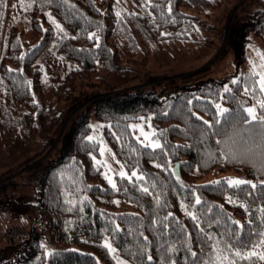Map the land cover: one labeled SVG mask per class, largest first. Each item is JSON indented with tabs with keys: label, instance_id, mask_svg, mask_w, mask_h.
<instances>
[{
	"label": "trees",
	"instance_id": "1",
	"mask_svg": "<svg viewBox=\"0 0 264 264\" xmlns=\"http://www.w3.org/2000/svg\"><path fill=\"white\" fill-rule=\"evenodd\" d=\"M132 1L141 8L133 20L152 38L199 34L200 22L207 27L204 17L212 13L202 12L192 0ZM219 1L227 6L234 3L223 9V35L227 37L228 29L229 35L221 56L233 50L245 51L252 38L264 46V0ZM210 3L213 10L214 4ZM153 5L158 7L154 9ZM27 6L31 9V25L41 39L31 45L19 37V27L11 25L0 55V79L22 111L28 135L44 142L35 153L14 159L0 171V205L2 196L5 202L12 201L8 185H39L35 197L40 234L55 247L47 252V243L25 234L19 242L0 245V264H118L114 253L105 246V239L117 254L133 264H192L189 252L202 251L204 264H209L210 258L212 264H237L225 250L221 242L225 236L221 234L230 236L231 230L241 226L237 235L242 240L233 243L248 247L242 250L247 258L239 259L238 264L261 263L264 189L258 187L245 198L234 194L238 192L235 187L217 185L218 181L226 183V178L198 180L211 171L236 170L258 181L255 184L264 185V124L260 123L264 117L242 123L245 117L251 120L247 106L257 101L261 91H236L238 86L232 84V76L213 79L212 90L191 89L193 81L204 75L199 72L172 79L152 75L158 81L134 89L87 95L82 84L93 82L98 63L108 74L129 80L142 73L137 67L147 62L150 49L139 46L136 55L143 54L142 58L121 52L117 35L121 15H117L114 0H29ZM47 49L75 61L53 85L54 96L68 103L61 110L48 103L44 95L39 57ZM241 78L243 84L252 85L259 82V73L250 65L236 79ZM226 81L232 89L228 94L224 92ZM179 82H187L186 90L170 92L169 87ZM258 104L260 109L264 107ZM220 107H225L228 114L220 116ZM150 113L163 141L159 149H145L130 126L131 120ZM91 115L105 122V139L126 168L137 170L143 180H128L129 176L122 180L117 176V187L112 188L94 160L100 143L88 140ZM216 120L220 122L214 123ZM204 121L214 127L209 129ZM177 164L179 173L175 172ZM145 187L147 193L143 191ZM196 197L201 199V205L195 204ZM119 201L132 208L123 207ZM201 208L212 209L219 223L209 228L200 218ZM189 212L198 217L197 221ZM197 224L199 228L194 227ZM31 229L35 230L34 222ZM199 229L210 238V249L198 243L203 239Z\"/></svg>",
	"mask_w": 264,
	"mask_h": 264
},
{
	"label": "rangeland",
	"instance_id": "2",
	"mask_svg": "<svg viewBox=\"0 0 264 264\" xmlns=\"http://www.w3.org/2000/svg\"><path fill=\"white\" fill-rule=\"evenodd\" d=\"M192 1L199 10H203L202 12H212L210 17H204L208 23L207 27L200 22V35L191 34L187 38L172 36L152 38L141 28L136 19L135 21L133 20L136 14L141 11L140 6L132 0H114L115 10L121 15L117 33L120 40L121 52L127 56L142 58L145 56L143 54L136 55V51L139 46L147 45L146 47L150 49V55L147 58V62L137 67L142 73L134 78H129V80L108 74L101 68V64L98 63L96 67L97 71H95L92 77L93 82H85L82 84V89H85L86 94L92 95L99 92L103 94L113 93L124 89H134L143 84L158 81V79L151 78L150 76L152 75H160L164 78L172 79L199 72L204 75L193 81L191 89L206 87L208 90H212L213 79L220 80L225 76H232L236 79L250 65L259 73L260 81L264 77V46L262 43L252 38L247 44L245 51L239 52L238 50H233L221 56L229 35L228 29L227 37L224 38V26L222 22L224 21V16H222L224 15L223 9L227 6V3L223 4L219 0H211L214 4L212 10L210 0ZM20 3L21 0H3L5 6L0 8V14L3 16L0 19V55L5 50L7 35L11 25H17L19 27V37L27 40L31 45L36 44L41 39L40 33L31 25V9L29 7L22 8ZM23 3L27 6L29 0H23ZM240 3L241 1L236 4L234 14L238 10ZM233 5L234 3L232 2L227 7ZM52 19L54 20L53 17ZM43 25L45 26L44 22ZM39 62L43 70L42 83L46 101L53 104L58 110H61L68 103L60 101L54 96V86L60 82L66 71L75 65V61L66 58L53 49H47L40 55ZM186 84L187 82H179L177 85H171L169 91L186 90ZM110 87L112 89H108ZM117 87L122 88L116 89ZM225 87H227V81L224 83ZM258 102L264 106V91H261L257 95L256 102L247 106V108L250 107L253 109L250 115L255 118L264 117V111L259 108ZM223 109L225 107H220V110ZM72 115L73 113L70 117ZM151 116L152 113L144 115L139 119H133L130 121V126L132 129H137L133 133L142 143L153 142L162 145L163 141L156 133ZM90 121L92 129L88 137L91 136L100 143V152L94 156V160L101 166L104 177H110L117 185V176H119L121 171L125 173V176H131L132 171L126 168L105 139L103 132L105 122L98 120L94 115H91ZM141 128L143 129V133L139 131ZM60 135L61 133L57 136L51 149L57 143ZM43 142L44 139L40 137L31 138L28 135L27 128L23 122L22 111L16 107L10 95L9 88L0 79V171L6 168L14 159L19 157L23 158L35 153V151L40 149ZM133 171L137 173V177L142 176L137 170ZM221 178H226L227 180L239 179L253 184L258 182L245 172L236 170L211 171L198 180L200 182H207ZM37 187L39 185L36 187L29 185L18 188L11 186V184L8 185L9 198L12 201L5 202L6 197L2 196L3 203L6 205L4 206L3 203L0 205V229L4 230L16 227L24 231L23 235L33 234L36 239L47 243V240L40 234V213L36 206L37 198L35 197ZM15 201H27L30 204H21ZM119 203L123 207L132 208V205L129 203H123L121 201ZM32 222L35 224L34 231L31 229ZM22 236L11 239L10 241H4L0 245L13 241L19 242ZM104 242L110 246L109 248L114 253L118 264H133L125 257L117 254L113 244L108 239H105ZM46 245L47 252L55 247L49 243ZM74 247L76 246L74 245ZM14 252V249L11 248L12 256ZM259 264H264V260Z\"/></svg>",
	"mask_w": 264,
	"mask_h": 264
},
{
	"label": "snow or ice",
	"instance_id": "3",
	"mask_svg": "<svg viewBox=\"0 0 264 264\" xmlns=\"http://www.w3.org/2000/svg\"><path fill=\"white\" fill-rule=\"evenodd\" d=\"M5 5L3 4V0H0V8L4 7ZM20 6L22 8H26L28 6H26L23 3V0H21ZM13 7H15V5H13ZM156 7H158V5H153V8L155 9ZM169 11L171 12V9H169ZM117 15H119V13H117ZM3 16L2 14H0V19H2ZM93 37L90 36L89 39H92ZM243 78L241 79H235L233 78L232 80V84L238 86L235 90L236 91H248L249 89H252L253 91L255 90H260V91H264V77L261 78V80L259 82L254 81L252 85H248V84H243ZM232 91V89L230 87H225L224 88V92L226 94L230 93ZM217 107H219V105H217ZM247 113L251 114L253 109L252 108H247ZM262 111H264V107H262ZM220 116H225L228 114V110L223 109L220 110ZM143 119V118H142ZM256 118L253 116L251 118V120L248 119V117H245V120L242 121V123H252L253 121H255ZM219 120H216L214 123H219ZM204 124L207 125V127L210 129L212 127H214V124H209L207 121L203 122ZM261 124H264V121H260ZM137 129H132V131H136ZM139 131L141 133H143V129H139ZM93 138L91 136L88 137V140L91 141ZM145 139H147V137H145ZM143 147L145 149H159L161 147V145L159 143H153V142H149V143H144ZM136 151H139V149H136ZM134 166V165H133ZM123 167V166H122ZM157 167H160V165H157ZM120 178L123 180L125 178V173L123 171H121L119 173ZM133 177H136L139 180H143V177H137V173L135 171L131 172V176L128 177V180H131ZM108 180V183L112 186V188H116L117 185L113 182V180L110 177H106ZM217 185L221 186V187H235L238 189V192L234 193L236 195H244L245 198H248L249 196H251L252 194H254V191L259 187L260 189H264V185H257V184H251L249 185L246 181L244 180H228L226 183L223 181H218L216 182ZM155 186V185H154ZM245 187H247L248 192L245 193ZM144 193L148 192V188L145 187L143 189ZM254 203V202H253ZM195 204L196 205H201L202 201L199 197L195 198ZM170 215V214H169ZM189 215L191 216V219L193 221H197L198 217L196 215H193L191 212H189ZM200 218L203 219V222L205 224L208 225L209 228L213 227V225L218 224L219 221L216 218V214L212 212V209L210 208H201L200 210ZM194 227L199 228V225H194ZM242 227L237 228V229H233L231 230V235L229 236L228 233L225 234H221L223 236H225V239L222 240L221 242L224 244L225 246V250L228 251L232 257V259L234 261H237L238 264V260L239 259H246L247 257H245L242 254V250L245 249L246 247H248V245H244L243 243H233V240L236 241H241L242 237L237 235L238 232L242 231ZM202 233L203 239L198 241V243H201L202 245H204L206 248H211V240L208 237V235L205 233V231L203 229H199ZM183 229H181V235H183ZM257 237L260 236V233H256L255 234ZM249 245L252 244L251 241L248 242ZM106 247H110L109 245H105ZM253 247H255V245H252ZM232 249H237L236 251H232ZM190 257L192 258V264H204L203 262V257L205 256V252L202 251L201 253L197 254L195 252H189ZM251 255H255V253H251ZM261 259H264V257H260ZM149 260H151V257H148ZM167 259V258H166ZM209 264H212L211 258L209 259Z\"/></svg>",
	"mask_w": 264,
	"mask_h": 264
},
{
	"label": "built area",
	"instance_id": "4",
	"mask_svg": "<svg viewBox=\"0 0 264 264\" xmlns=\"http://www.w3.org/2000/svg\"><path fill=\"white\" fill-rule=\"evenodd\" d=\"M23 233H24L23 230H20L19 228H16V227L1 230L0 231V243L4 241H10L11 239L22 236Z\"/></svg>",
	"mask_w": 264,
	"mask_h": 264
},
{
	"label": "water",
	"instance_id": "5",
	"mask_svg": "<svg viewBox=\"0 0 264 264\" xmlns=\"http://www.w3.org/2000/svg\"><path fill=\"white\" fill-rule=\"evenodd\" d=\"M175 172H176V173H179V164H177V165L175 166Z\"/></svg>",
	"mask_w": 264,
	"mask_h": 264
},
{
	"label": "crops",
	"instance_id": "6",
	"mask_svg": "<svg viewBox=\"0 0 264 264\" xmlns=\"http://www.w3.org/2000/svg\"><path fill=\"white\" fill-rule=\"evenodd\" d=\"M0 230H3V229H0Z\"/></svg>",
	"mask_w": 264,
	"mask_h": 264
}]
</instances>
